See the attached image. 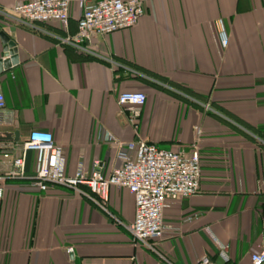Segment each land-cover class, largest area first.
I'll return each mask as SVG.
<instances>
[{"label": "crops", "instance_id": "0c3cea01", "mask_svg": "<svg viewBox=\"0 0 264 264\" xmlns=\"http://www.w3.org/2000/svg\"><path fill=\"white\" fill-rule=\"evenodd\" d=\"M27 0H0L10 9ZM98 1V0H93ZM145 13L132 28L94 35L85 52L62 42L75 34L82 13L71 4L70 23L31 26L0 16L12 27L18 62L0 73V176L23 151L33 130L53 134L64 149L66 173L104 175L122 164L117 143L137 133L118 103L124 91H144L139 135L162 148L198 145L200 190L174 200L167 229L138 245L129 226L135 197L113 186L106 210L62 186L46 192L25 180H7L0 198V264H253L264 249V0H142ZM223 19L230 42L220 45ZM34 178L37 155L25 151ZM228 246L229 260L219 255Z\"/></svg>", "mask_w": 264, "mask_h": 264}, {"label": "built area", "instance_id": "2783aa9c", "mask_svg": "<svg viewBox=\"0 0 264 264\" xmlns=\"http://www.w3.org/2000/svg\"><path fill=\"white\" fill-rule=\"evenodd\" d=\"M74 0H27L10 9L0 6V16L17 24L36 26L51 21L64 27L70 23L71 4ZM82 13L75 34L64 36L62 42L90 52L89 42L94 35H107L138 24L145 13L142 0H78ZM220 45L226 48L230 38L223 19L217 22ZM5 95L0 89V111L5 107ZM144 91H124L118 96L119 105L128 111V122L137 133L129 143L119 142L108 134V140L124 147L122 164L110 175L102 172V163L95 160L90 172L83 168L74 175L66 173L64 149L56 145L54 136L46 130H33L23 141V151L14 157L11 168L0 176V198L7 180H25L29 185L46 192L50 186H62L84 194L106 210L113 186L129 190L135 197V219L129 230L138 245L155 250L152 240L163 237L167 226L164 214L174 200L189 198L200 190L202 167L197 144L191 148L167 149L148 142L139 135L142 109L146 105ZM264 143V141H263ZM37 155L34 178L26 172L25 151ZM220 257L228 261V246L218 242ZM167 264H174L164 258ZM253 264H264V249L251 256ZM198 264H220L208 257Z\"/></svg>", "mask_w": 264, "mask_h": 264}, {"label": "water", "instance_id": "95a60500", "mask_svg": "<svg viewBox=\"0 0 264 264\" xmlns=\"http://www.w3.org/2000/svg\"><path fill=\"white\" fill-rule=\"evenodd\" d=\"M11 30L10 35L2 33L5 44L3 45V56L0 57V73L10 69L18 62L17 42L14 34L15 27H12Z\"/></svg>", "mask_w": 264, "mask_h": 264}]
</instances>
